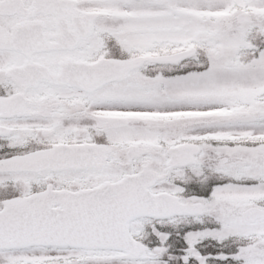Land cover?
Masks as SVG:
<instances>
[{"label":"snow or ice","instance_id":"6c2138e0","mask_svg":"<svg viewBox=\"0 0 264 264\" xmlns=\"http://www.w3.org/2000/svg\"><path fill=\"white\" fill-rule=\"evenodd\" d=\"M0 264H264V0H0Z\"/></svg>","mask_w":264,"mask_h":264}]
</instances>
